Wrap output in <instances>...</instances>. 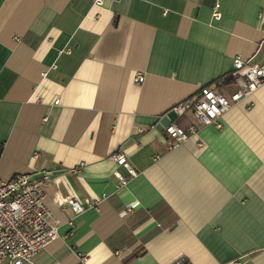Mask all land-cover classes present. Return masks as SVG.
Listing matches in <instances>:
<instances>
[{"label": "crops", "instance_id": "0c3cea01", "mask_svg": "<svg viewBox=\"0 0 264 264\" xmlns=\"http://www.w3.org/2000/svg\"><path fill=\"white\" fill-rule=\"evenodd\" d=\"M263 28L264 0H0V183L51 171L58 222L23 264H264V85L175 150L159 125L178 105L195 124L202 88L233 93ZM117 152L138 173L119 190ZM70 195L96 205L74 218Z\"/></svg>", "mask_w": 264, "mask_h": 264}, {"label": "built area", "instance_id": "2783aa9c", "mask_svg": "<svg viewBox=\"0 0 264 264\" xmlns=\"http://www.w3.org/2000/svg\"><path fill=\"white\" fill-rule=\"evenodd\" d=\"M94 5H102V0H94ZM230 75L231 80L237 84V89L228 96L208 88L200 90L199 97L192 103L195 124H190L184 129L172 122L164 128L167 136L164 146L167 151L175 150L190 140L196 133L197 125L220 129V118L238 102L250 100L258 88L264 85V60L251 64L238 56L232 61ZM143 80L144 77L140 73L135 74L133 79L135 84H141ZM54 104H58V101ZM173 111L180 116L184 114L185 107L178 105ZM112 160L126 172L124 176L117 169L113 171L117 188H126L138 173L130 166L124 152L115 153ZM73 172L77 173V169ZM52 180V172L44 170L37 173H17L0 183V261L7 260L9 264L31 263L40 250L59 239L58 222L44 203L45 190ZM101 197L103 199L106 196ZM64 204L69 206L74 218L82 214L86 206L96 205L87 200L80 203L74 195L67 196ZM137 205L130 204L119 213L120 216H125ZM74 218L68 223L71 228ZM173 264L187 262L180 259Z\"/></svg>", "mask_w": 264, "mask_h": 264}, {"label": "water", "instance_id": "95a60500", "mask_svg": "<svg viewBox=\"0 0 264 264\" xmlns=\"http://www.w3.org/2000/svg\"><path fill=\"white\" fill-rule=\"evenodd\" d=\"M177 118V115L174 113V111L168 112L164 117H162L159 121V125L161 128L167 127L170 123H172Z\"/></svg>", "mask_w": 264, "mask_h": 264}, {"label": "trees", "instance_id": "16d2710c", "mask_svg": "<svg viewBox=\"0 0 264 264\" xmlns=\"http://www.w3.org/2000/svg\"><path fill=\"white\" fill-rule=\"evenodd\" d=\"M2 153V144H0V155Z\"/></svg>", "mask_w": 264, "mask_h": 264}]
</instances>
